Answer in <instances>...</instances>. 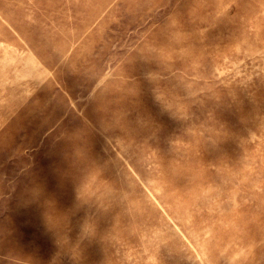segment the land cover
<instances>
[{
  "label": "rangeland",
  "instance_id": "rangeland-1",
  "mask_svg": "<svg viewBox=\"0 0 264 264\" xmlns=\"http://www.w3.org/2000/svg\"><path fill=\"white\" fill-rule=\"evenodd\" d=\"M0 264H264V0H0Z\"/></svg>",
  "mask_w": 264,
  "mask_h": 264
}]
</instances>
